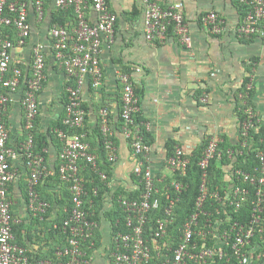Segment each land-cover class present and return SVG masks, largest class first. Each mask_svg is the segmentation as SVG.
I'll list each match as a JSON object with an SVG mask.
<instances>
[{"label":"built area","instance_id":"obj_1","mask_svg":"<svg viewBox=\"0 0 264 264\" xmlns=\"http://www.w3.org/2000/svg\"><path fill=\"white\" fill-rule=\"evenodd\" d=\"M47 0H0V264H34L27 255V249L16 241L14 225L18 222L12 210L13 201L10 197V186L19 178V171L14 160L19 155H26L30 175L27 178V204L34 215L46 213L50 203L41 198L36 186L40 180L50 174L45 166L44 157L33 152V136L20 146H11L10 131L5 113L13 102V92L22 90L21 106L25 114V128L32 130L39 114L38 97L47 79V59L44 46L34 47L33 58L28 69L30 76H25V68L15 62L13 50L25 46L30 38L32 26L30 22V7H33L40 20L44 19ZM240 4L248 6V12L237 27L240 37L261 36L264 38V0H239ZM56 8L69 10L73 8L76 21L73 28L68 25L54 24L50 28L53 40L52 50L56 61L66 75L68 104L63 118L64 124L70 129L84 128L86 110L83 105L84 86L87 78L92 85L99 88L104 80L102 51L104 40H112L118 16L110 7L108 0H91V6L97 17L91 20L86 15L88 0H53ZM145 3V33L150 41L162 40L172 30V33L185 46H191L192 36L190 25L185 18L183 4L176 2L163 7L155 0H144ZM204 26L214 34H221L226 29L225 21L211 11L202 16ZM6 27L15 30L16 38L12 39L5 33ZM122 117L125 124L123 132L131 138L130 126L134 123V114L140 111V98L136 94L130 74L122 73ZM3 89V90H2ZM101 130L104 135V146L108 161L114 164L117 160V146L109 127V111H101ZM258 119L248 108L242 122L241 136L247 137L252 128L257 129ZM64 142L60 153L61 163L59 173L61 179L69 184L72 205L68 216L62 224L67 234V244L57 251V260H43L40 264H92V257L86 250V242L93 238L99 221L90 212L91 206H85L86 177L84 170L90 165L105 180L107 174L101 170L99 155L91 150L87 140V132L68 133L58 130ZM132 147L138 159L137 173L142 177L143 192L139 199L121 197L120 204L126 213V231H118L113 237V248L109 264H231L232 256L226 250L231 247L233 255L239 264L250 261L248 246L251 245L256 233L264 231V149H259L257 157L259 164L253 171L234 170V174L243 177L249 185L255 187L256 199L251 220L248 223L233 222L230 229L220 233V220H212L208 215L206 203L210 197H216L224 205L229 200L236 208L247 202L251 189L237 186L233 195L229 192L221 196L219 192H210L208 185L209 162L215 156H221L219 141L210 140L199 162L203 170L200 193L195 201V210L181 225V241L174 248L173 242L166 239L171 235L169 228L177 219L176 204L179 198L171 197L166 192L169 204L161 213L162 190L156 185V176L151 168L146 166L145 155L150 146L142 136L135 135ZM233 151L228 149L232 156ZM143 156V158L141 157ZM189 154L181 147H176L175 154L168 158L170 167L175 172L186 174L190 162ZM175 189L181 192L183 184L173 182ZM97 190H95V193ZM218 213L220 207H216ZM200 237V242L195 238ZM219 239L215 245L208 244V237Z\"/></svg>","mask_w":264,"mask_h":264},{"label":"crops","instance_id":"obj_2","mask_svg":"<svg viewBox=\"0 0 264 264\" xmlns=\"http://www.w3.org/2000/svg\"><path fill=\"white\" fill-rule=\"evenodd\" d=\"M155 1L163 7L176 2L183 4L185 18L190 25L191 46L183 45L171 32L162 40H148L145 33L144 0H108L118 20L113 39L104 40L101 56L104 80L99 88H95L91 79L87 78L84 86V128L91 150L99 153L95 132L101 128V111L107 109L109 127L118 154L106 178L108 189L103 202L94 210L99 227L95 231L93 245H89L92 264L110 263L114 244L115 214L111 211L115 206L114 195L119 192H135L140 184L138 159L132 143L119 128L122 73L130 74L134 87L141 91V117L153 136V143L145 155L146 166L151 168L159 184L173 178L175 174L168 163V142L173 141L188 156L205 140L217 139L219 144H236L241 140L240 113L246 114L248 108L258 119L257 129L264 126V38L259 35L240 37L237 34V27L245 16L241 12L239 0ZM46 5L42 20L34 8L30 7L32 32L29 41L25 46L13 50L14 61L26 67L32 61L34 47L38 44L44 46L47 79L38 97L41 129L63 116L68 83L52 50L50 22L56 7L53 0H47ZM211 11H215L225 21L226 29L221 34L211 33L202 23V16ZM74 13L66 12L63 15L70 28L75 25ZM86 15L92 21L97 17L91 0H88ZM15 38L16 35L12 37ZM246 79L245 86L247 90H252L250 93L241 91ZM12 95L13 102L5 118L10 131L9 143L19 146L24 143L21 135L25 128V114L21 106L22 90ZM229 149L233 151V156L234 148ZM49 152V176H54L58 152L54 146L50 147ZM14 163L19 178L11 184L10 197L13 201V214L18 220L15 225H22L19 227V240L29 253L44 255L60 241L59 237L49 232L48 224L58 219L63 206L54 203L46 222L37 221L28 207L22 188L28 177L23 156L19 155ZM231 168L226 167L228 181L233 174ZM42 190L58 197L62 189L57 181L49 179ZM248 251L250 261L247 264H264V231L259 236V242H252L248 246Z\"/></svg>","mask_w":264,"mask_h":264},{"label":"trees","instance_id":"obj_3","mask_svg":"<svg viewBox=\"0 0 264 264\" xmlns=\"http://www.w3.org/2000/svg\"><path fill=\"white\" fill-rule=\"evenodd\" d=\"M47 6V5H46ZM66 12H75L73 8H70L69 10H62L56 8V11L52 13V19L50 22V28L54 24H61L66 25V19L63 18V15H66ZM241 12H243L244 15L248 12V6L241 4ZM76 16V14L74 13ZM74 21H76V17L74 18ZM172 33V30L170 31ZM5 33H9L10 37L12 38L15 35V30L12 27H6ZM25 68V76H30V70L28 67L23 66ZM46 82V81H45ZM45 82L43 84V87L45 86ZM246 83L247 79L244 82V88L241 89L242 92H252L251 89H246ZM70 85V83H67V87ZM136 94L140 96L139 94L141 91L134 87ZM3 90V89H2ZM42 91V90H41ZM40 91V93H41ZM66 97L64 99L65 107L68 104V91L66 90L65 93ZM66 114V108L64 111V114L61 118H59L56 121H53L47 128L41 129L40 124V116L37 115L35 119V126L32 130H27L24 128V133L21 135V141L26 142L30 135L33 136V152L36 154H40L44 157V164L49 170L48 160L50 158V152L49 149L51 146H54L57 149V160L55 164V174L54 176H46L40 180V182L37 184L36 188L41 196L42 199L48 201L50 205L52 206L54 203H58V205L63 206V210L61 214L58 215V219L56 221H53L51 224H48L49 232L51 234L59 237L60 241L58 245H54L48 253L41 255L38 253L31 254L27 250V255L30 257L31 261L34 264H40L41 261L51 259L53 261L57 260V251L60 249H63L67 244V234L62 229V224L66 217L68 216V211H64V207L68 208L69 210L72 205V197L69 190V184L64 182L59 173V165L61 163L60 159V153L62 152V148L64 145V142L59 136L58 130L64 129L68 133H76V132H86L87 130L85 128H79V129H70L66 124L63 122V118ZM246 117L245 112L240 113L241 118V124L244 121ZM124 118L122 117V101H121V110H120V116H119V128L123 131L124 129ZM25 127V123H24ZM131 128V138H129V141L132 143L134 140L135 135H140L143 138V141L151 146L153 143V136L148 131V129L145 127V124L143 123V118L141 117L140 111L134 114V123L130 126ZM96 134V140L99 145V165L101 167V170L105 171L107 175L110 174V171L113 167V164L108 161L107 152L104 146V135L99 127ZM113 138V137H112ZM114 139V138H113ZM241 140L236 144L231 143H225L221 142L219 144V150L222 151L221 156H215L212 158L209 162L208 167V185L210 192H219L221 196L225 198L227 193H231L233 195V188H236L237 186L241 187H249L251 189V195L247 202H245L240 208H236L235 205H232L229 200L224 201V205L219 202V200L216 197H210L208 198V201L206 203V209L210 212L208 217H210L212 220L219 219L220 220V233H223L225 230L230 229L233 222L238 221L241 223H248L251 220V215L254 208L253 200L256 199L255 196V187L252 185H249L247 182L243 180L242 176H239L237 174H234V170H244V171H253L254 167L259 164V158L257 157V153L259 149H264V126L260 129L252 128L250 130L249 136L247 137V144L244 145L245 138L241 136ZM87 140L89 141V138L87 137ZM209 140H205L204 143L199 145L193 152L190 154V162L187 166V172L186 174H181L180 172H175L173 174V178L166 179L163 183L159 184V181L156 177V185L159 187L161 193L159 194L161 198V213H164L165 207L169 204L170 200L168 199L166 192L170 194L171 197L179 198V201L176 204V214L177 219L174 224H172L169 228V234L171 235L169 238H166L173 242V247L175 248L179 242L181 241V225L184 223L187 217L191 215V213L195 210V201L197 196L200 193V186L202 182L203 177V170L201 169V166L199 165V162L203 156V153L208 146ZM9 145H11L9 143ZM21 145V144H20ZM19 145V146H20ZM12 146V145H11ZM168 148V158L173 156L176 151V145L173 141H170L167 143ZM234 148L235 152L233 156H230L228 154V149ZM25 161V166L27 168L28 176L30 175V170L27 167V157L26 155H22ZM143 158V156L141 155ZM226 167H232L233 174L231 176V180H226ZM232 173V172H231ZM84 175L86 177V189L88 191V194L85 196V206L88 209L91 206L90 212L93 213L94 217L97 218L95 215L94 210L96 206L101 205L103 202V197L105 194V191L108 189V181L107 179L103 180L100 175L92 170L90 165H86V168L84 170ZM28 178V177H27ZM140 178V184L137 188V191L131 192V193H123L119 192L114 195V204L115 206L111 210L114 215L113 218V230L114 234L118 231H126V213L123 210V207L120 204V197H126L130 200L132 199H139L142 192H143V185L141 183L142 177ZM49 179H53L57 181L61 186V195L58 197L56 194L48 193L42 190L44 184H47ZM177 181L183 184V188L181 192H178L175 189V186L173 185V182ZM232 184V187H231ZM161 187H160V186ZM11 188V186H10ZM23 192L25 195L26 200H28V183L27 180H25L24 185H22ZM95 190L97 192L95 193ZM216 207L221 208V212L218 213L216 210ZM51 208V207H50ZM50 208L47 210L46 213H39L37 216L33 215V217H36L37 221L39 222H46L47 214L50 210ZM43 222V223H44ZM21 225V224H20ZM20 225H14V233L16 235V241L24 246L23 242L19 240V227ZM261 233L257 232L256 236L253 238L252 242H259V236ZM200 242V237H195ZM94 239V238H93ZM215 241L219 243V239H213L211 236L208 237V244L209 245H215ZM91 244V240L86 242V250L88 253H90L89 245ZM226 250L228 253L232 256V263L231 264H239V261L237 258L233 255V252L231 250L230 246L226 245ZM218 264H221L220 261H218Z\"/></svg>","mask_w":264,"mask_h":264},{"label":"rangeland","instance_id":"obj_4","mask_svg":"<svg viewBox=\"0 0 264 264\" xmlns=\"http://www.w3.org/2000/svg\"><path fill=\"white\" fill-rule=\"evenodd\" d=\"M227 179V178H226Z\"/></svg>","mask_w":264,"mask_h":264}]
</instances>
